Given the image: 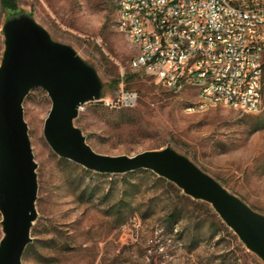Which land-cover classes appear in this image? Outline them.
<instances>
[{
  "label": "rangeland",
  "instance_id": "374dc122",
  "mask_svg": "<svg viewBox=\"0 0 264 264\" xmlns=\"http://www.w3.org/2000/svg\"><path fill=\"white\" fill-rule=\"evenodd\" d=\"M15 2L19 15L32 17L96 70L102 98L138 94L130 109L98 101L81 107L75 125L95 152L134 156L172 148L264 216V102L256 114L227 106L188 110L195 92L171 91L129 68L135 51L117 28L114 0ZM10 18L0 0V23ZM50 109L40 88L23 103L38 192L22 264H264L210 205L153 172L99 174L57 156L43 135ZM1 220L0 214V240Z\"/></svg>",
  "mask_w": 264,
  "mask_h": 264
},
{
  "label": "water",
  "instance_id": "95a60500",
  "mask_svg": "<svg viewBox=\"0 0 264 264\" xmlns=\"http://www.w3.org/2000/svg\"><path fill=\"white\" fill-rule=\"evenodd\" d=\"M0 65V264H22L37 219V164L24 120L23 103L34 88L45 91L51 109L43 127L52 151L88 171L124 175L153 172L193 200L211 206L222 222L264 262V216L231 194L217 180L172 148L134 156L95 152L75 125L81 107L102 98L96 70L69 45L54 41L28 15L3 25Z\"/></svg>",
  "mask_w": 264,
  "mask_h": 264
},
{
  "label": "built area",
  "instance_id": "2783aa9c",
  "mask_svg": "<svg viewBox=\"0 0 264 264\" xmlns=\"http://www.w3.org/2000/svg\"><path fill=\"white\" fill-rule=\"evenodd\" d=\"M117 28L135 55L129 68L174 92L193 91L188 110L217 106L256 114L264 102V0H114ZM5 49L0 23V65ZM121 90L104 107L136 106Z\"/></svg>",
  "mask_w": 264,
  "mask_h": 264
},
{
  "label": "trees",
  "instance_id": "16d2710c",
  "mask_svg": "<svg viewBox=\"0 0 264 264\" xmlns=\"http://www.w3.org/2000/svg\"><path fill=\"white\" fill-rule=\"evenodd\" d=\"M1 4H2V6L5 9H9L11 11L12 17L18 16L20 14L18 12L15 0H1ZM263 69H264V63H263ZM130 79H131V77H127L126 78L127 81L130 80ZM263 81H264V74H263ZM263 89H264V87H263ZM85 171H87V170H85ZM87 172H89V171H87ZM137 172L144 173V172H148V171L147 170H140V171H137ZM134 173H136V172L127 173V174H124L123 176H130V175H132ZM159 179L164 181V182H167L163 178H159ZM169 184H170V186L175 188L174 185H172L171 183H169ZM207 209L210 211V207H207Z\"/></svg>",
  "mask_w": 264,
  "mask_h": 264
}]
</instances>
